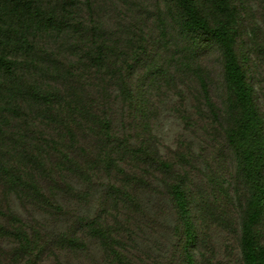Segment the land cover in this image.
I'll return each mask as SVG.
<instances>
[{"label": "trees", "instance_id": "16d2710c", "mask_svg": "<svg viewBox=\"0 0 264 264\" xmlns=\"http://www.w3.org/2000/svg\"><path fill=\"white\" fill-rule=\"evenodd\" d=\"M0 264H264V0H0Z\"/></svg>", "mask_w": 264, "mask_h": 264}]
</instances>
